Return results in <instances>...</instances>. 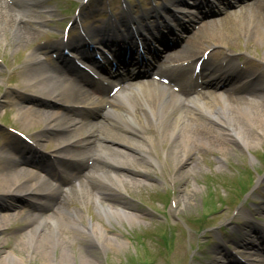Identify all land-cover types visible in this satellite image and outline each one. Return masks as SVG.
<instances>
[{
    "label": "bare ground",
    "instance_id": "obj_1",
    "mask_svg": "<svg viewBox=\"0 0 264 264\" xmlns=\"http://www.w3.org/2000/svg\"><path fill=\"white\" fill-rule=\"evenodd\" d=\"M31 1L36 3L35 0ZM12 2L16 6L0 0V36L5 33L9 36L10 32H14V40L23 44L32 40L39 29L31 27V22L24 19L28 11L23 5L29 0ZM178 3L181 4V1ZM210 3L212 1L203 2L204 5ZM246 6L248 7L242 6L241 10L230 15L239 22L235 24L239 29L237 33L243 35L247 43L254 37L264 47V4L254 0ZM223 27L225 26L218 20L206 22L203 28L179 41L176 51L167 53V45L156 56L154 51H150L159 66H166L156 70H160V73L168 72L172 79L181 80L183 87L179 92L173 90L171 85L151 78L135 83L124 82L118 93L110 98L108 91L98 87L97 82L90 77L82 76L65 63L57 66L51 62L47 65L38 53H32L29 60L32 72L25 78V84L30 87L31 94L44 100L35 104L23 97L22 102L17 104V118L26 129L41 122L45 126L43 133L66 135L57 136L60 138L56 153L60 163H64L62 168L66 169L70 162L69 167L75 174L70 173L71 176L67 177V185V182L60 180L61 177L49 168L46 169L48 159L38 165L28 160L25 153H20L19 146L10 144L4 149L0 164L1 198L28 197L35 203L28 218L30 230L22 240L26 246H39L40 254L52 258L57 249L62 247L65 256L62 264H67V260H70L67 251V243L73 238L70 234L76 233V238L87 237L91 244L103 250L122 248L125 242L110 235L108 227L102 222L88 221L87 209L92 203L98 217L110 226L124 219L138 220V216L130 212L118 191L124 188L126 179L137 185L142 183L139 179L147 178L149 170L144 165L157 164L155 160L159 159L156 141L162 140L164 150L167 149L164 154V161L168 164L166 168L175 169L174 171L183 168L190 158L189 154L201 147H216L223 153L229 141L238 142L245 148L252 147V143L257 142L260 134L264 132V93L259 92V89H264V82L254 71V64L248 63L238 68L232 55L229 52L224 53L220 61L210 63L211 68L202 69L200 77V85H215V91L199 93L198 96H195L197 93L193 89L198 85L192 86L177 71L182 61L200 62L205 50L212 46L229 47L236 38L233 31L235 29ZM140 29L141 27H137L135 31L139 33ZM105 43L100 41L102 45ZM62 46L69 50L76 47L82 49L86 43L71 41ZM128 47L131 48V43ZM83 58L88 56L84 54ZM204 65L208 66L207 61ZM158 75L166 78L164 74ZM238 79L243 80L235 85V80ZM219 84L222 86L219 87ZM248 84L250 88L246 87ZM54 102L74 107H80V104L96 106L95 109L103 113L104 121L94 117V107L90 113L75 111L76 118L62 111L48 110L49 103ZM108 124L112 129L104 131L103 128H107ZM152 129H156L161 137L157 139L148 135L147 132ZM81 130L84 133L74 136ZM252 131H255L254 135ZM38 138L43 137L40 135ZM147 142L153 149L147 146ZM168 143L171 145L168 146ZM26 149H30V145L22 146V151ZM71 153L74 155H70ZM31 168L38 169L39 173ZM113 168L125 172L121 174L113 171ZM129 173L137 178H130ZM75 198L79 200V206L72 202L74 207H65L66 200L71 202ZM1 209L3 207L0 211ZM51 209L55 212H51ZM84 209L87 210L86 215L82 212ZM22 214L25 213L20 211L3 219L17 218ZM5 223H0V236L7 232ZM254 249L256 252L251 254L252 260L247 263L264 264V258L257 256L264 251L258 247ZM1 260L3 264H15L18 261L23 263V259L15 255ZM87 263L92 264L89 261Z\"/></svg>",
    "mask_w": 264,
    "mask_h": 264
},
{
    "label": "rangeland",
    "instance_id": "obj_2",
    "mask_svg": "<svg viewBox=\"0 0 264 264\" xmlns=\"http://www.w3.org/2000/svg\"><path fill=\"white\" fill-rule=\"evenodd\" d=\"M6 1L16 6L12 0ZM35 1L36 3H33L29 0L23 5L28 11L24 19L31 22V27L39 29L35 37L21 44L14 40V32H10L9 36L6 33V36L3 34L0 36V164L3 161L4 149L10 144L21 147L20 153L29 152L31 155L28 156L25 153V156L32 158L31 160L34 159L32 153H35L40 158L45 156L51 158L53 163H60V158L55 151L58 150L57 145L60 138L57 136H62V133H43L45 126L41 122L28 129L24 128L17 118L19 110L17 104L22 102L23 97L31 101L39 100L38 96L31 94L30 87L25 84V78L32 72L29 68L31 55L36 52L47 65L49 61H53L59 66V61L55 58L58 51L54 52L52 45L61 43L62 29L67 21L72 20L74 23L76 16L79 20L78 24H82L86 33L93 34V39L97 42L94 46L98 48L91 52L92 57L96 52L102 55V46L98 44L101 34L111 35L110 27L122 26L124 28L126 24L131 23L130 20L128 22L126 11L138 23L133 27L147 26L157 32L164 22L158 21L156 17H159L160 9L164 8L163 12L167 15L165 23L177 25L175 15L182 19H178L181 22L177 27V38L181 35L183 39L203 28L204 23L218 20L225 27L234 28L236 38L229 47L212 46L205 50L204 53L208 56L207 62L215 64L223 58L224 53L229 52L238 68L248 63L254 64L256 66L254 71L264 82V47L259 45L254 37H251L247 43L243 35L237 33L239 29L235 24L239 22L230 16L232 12L241 10L242 6L248 7L246 5L254 0H241L244 3L239 5H235L237 4L235 0H228L227 5L226 2L220 4L219 1H215L211 9L203 7L199 10L195 8L196 0H183L189 2L188 5L191 8L183 6L176 8L172 2L177 0ZM259 1L264 4V0ZM144 3L150 5L141 6ZM169 3L170 8H166V4ZM190 10L197 12L194 15L183 14ZM114 13L116 17L113 16ZM173 14L175 18L172 17ZM158 22L159 26H157ZM75 24H73L75 28L72 27L69 33L71 40L80 38L79 26ZM122 30L128 35L125 29ZM114 32L120 33L118 30ZM166 36L169 43L173 45L176 36L167 33ZM154 45L157 44L151 43L150 46L154 48ZM159 47L157 45V48ZM150 61L153 63L151 59ZM189 63L191 64L181 66V72L185 77L190 75L192 69L193 62L189 61ZM147 68L144 66L140 70L145 71ZM170 84L177 91L181 82ZM246 87L250 88V85ZM193 89L196 93L215 91V88L208 84L199 85ZM259 92L264 93V89H259ZM49 104L48 110L62 111L76 118L77 111L67 109L72 105L65 108L66 104L63 103ZM26 105L30 104L26 103ZM89 107L85 108L86 112H89L88 109L93 110V106ZM95 116L97 120L104 121V115L99 113L98 109H95ZM106 127L103 128L104 131L112 129L109 124ZM82 133L84 130L77 132L74 136ZM147 134L157 139L161 137L156 129L148 131ZM252 134L254 135L255 131H252ZM40 135L43 138H38ZM64 136L66 135L63 134L62 137ZM35 141L38 143L36 144ZM156 142L159 159L155 160L157 164L144 165L148 166L149 170L147 178H138L142 183L137 185L126 179L124 188L118 191L129 206L130 212L138 216V220L124 219L110 226L98 217L99 214L92 203L87 209L89 211L88 221L102 222L108 227L110 235L116 236L120 241L125 242V245L119 250H103L91 244L87 237L76 238V233L75 235L70 234L73 238L67 243V251L70 255L67 264H88V261L92 264H237V261L252 260L251 254L256 252L254 247L263 251L264 245H261L260 237L263 236L264 229V132L260 134L257 142L252 143V147L245 148L233 141L226 143L223 153L219 152V148L216 147H201L198 151L190 153L188 162L176 171L166 168L168 164L164 161V154L167 149L164 150L162 140ZM24 143L30 145V149L22 151ZM104 144L109 143L104 142ZM146 144L153 149L150 143ZM168 144V146L171 145ZM139 162L142 163V161ZM70 164L68 162V167L65 165L67 168L65 171H59L56 164L52 166L49 164L46 169L50 167L49 170L54 173H61L60 176L63 179L60 180L67 182L68 185L67 177L71 176L70 173H74L69 167ZM31 169L39 173L37 169ZM112 170L121 174L125 172L122 169L113 168ZM128 175L130 178H137L133 174ZM1 196L0 182V206L3 207L0 211V223L5 221L7 230L0 236V261L2 258L15 255L23 259L21 264H62V258L65 257L62 247L57 249L53 258L50 256L52 258L50 261V257L46 254L39 253V246L29 248V245L26 246V243L22 241L30 230L28 218L33 205L28 202V199L20 197L4 199ZM78 201L75 198L71 202L66 200L64 204L65 207L70 208L74 207L72 202H76L75 205L79 206ZM87 210L84 209L82 212L86 215ZM20 211L25 214L9 220L3 219L6 216H14ZM51 212L55 210L52 209ZM257 256L264 258V252ZM244 262L243 264H250ZM15 264H20V262Z\"/></svg>",
    "mask_w": 264,
    "mask_h": 264
}]
</instances>
